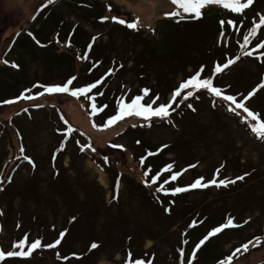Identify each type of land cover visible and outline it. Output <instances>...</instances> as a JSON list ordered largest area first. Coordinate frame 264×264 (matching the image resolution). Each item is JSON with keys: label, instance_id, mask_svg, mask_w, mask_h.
<instances>
[{"label": "rangeland", "instance_id": "obj_1", "mask_svg": "<svg viewBox=\"0 0 264 264\" xmlns=\"http://www.w3.org/2000/svg\"><path fill=\"white\" fill-rule=\"evenodd\" d=\"M87 1L91 9L97 5L100 8L98 11H104L103 22L107 23V26H101L89 18L83 19V16L80 17L77 14V6L73 8L66 4L81 5L84 4V0L60 2L59 0H0V29L3 31L0 34V181L7 180L0 189H6L8 184L11 186L17 184L22 187L25 182L34 181L37 178L39 192L44 195L43 198L41 196L35 198L24 192L23 198L12 200L11 210L0 201V251L5 253L0 264H64L59 261L62 256L61 251L67 249L64 239L77 232V217L81 215L80 220L83 216L82 211L92 210L93 204L102 206L104 210L108 209L99 219L92 222L96 233L101 234V229L109 228L107 225L109 218L120 215V209L114 205V202H110L111 178L101 169L97 161L111 164L119 176H127L134 183L140 184L141 191L161 193L157 191L161 186L158 187L157 184L148 183L146 180L142 171L145 162L138 163L135 160L137 154L133 148L134 142H131L127 136H123L130 126L139 121L143 124L148 121L141 120L137 116H127L111 126L100 127L89 112L91 102H95L101 96L100 89L87 94V98L85 95L76 98L68 94L45 93L37 98L21 99L22 96L36 97L35 94L47 92L46 89L51 86H64L73 77L76 81L74 86H69L70 89L89 86L92 82L87 83V80H93L89 73L92 71L96 75L97 70L102 67L103 70L108 68L102 73L109 74V77L104 79L105 85L111 83L113 88L116 82L113 77L116 78L117 74L114 75L115 69L111 68H115L114 61L120 59V63H125L126 68L122 69L118 83H121V88L124 86L125 97L128 100L126 103H131L133 99L130 96L134 95L135 89L143 88V86L154 89L162 80L158 65L149 67L147 70L140 64V40L143 39L138 37L139 34H142L145 39L149 38L154 46L161 44L163 47L166 41L171 39L170 22L179 23L180 19H197L186 14L182 17L166 15L176 11V6L171 3V0ZM144 4L150 7L148 12L147 8L143 9L147 12L146 14L133 8V5L142 8ZM251 6H253L251 10L245 9L242 15L231 13L217 4L205 6L201 10L204 15L199 25L194 28L193 38L190 41L191 47L196 43V36L202 37L208 33L210 37H207V40H211L213 29L220 30L215 43L221 48L235 44V39L229 36L233 34V31L238 33L240 44L243 45L244 35L250 32L249 28L253 21L259 23V17L264 15V0H254ZM68 7L72 10L71 12ZM113 7L119 16L113 15L111 12ZM62 14L70 28L78 26L88 36L76 31L75 38L82 36L87 43L90 37L96 35L100 37L94 49L92 44L88 46L89 49L92 48L89 54L87 49L82 50L81 46H74L76 39L74 37L69 39V35L63 32L64 29L60 25L61 23L64 26ZM4 18L5 24H3ZM117 20H124L125 23H118ZM230 20L236 25L235 28L227 23ZM221 21L225 22L223 26ZM128 23H137V28H128L126 26ZM108 28L113 30V35L115 33L117 43L113 42L112 37L107 42V36L103 32ZM120 28H125L128 34L123 30L121 32ZM256 35L258 37L253 43L249 42L246 47H241L238 55L240 58L237 59L240 61L235 66L228 69L221 68V72L215 71L216 80L211 78L214 86L220 88L223 94L227 95L228 92L237 94L239 91L249 89L250 84L256 88L264 82L263 77L260 78L264 73V48L258 46L264 43V27H261ZM131 36L134 38L131 39ZM253 37L255 36H250L249 41ZM111 41L113 43H110ZM171 41L179 46L182 45L179 34L173 36ZM221 50H223L222 53H219ZM225 52V49L217 48V54L213 58L214 63ZM18 56L21 57L20 66L13 67L14 59L17 60ZM133 63H135L134 66ZM188 64L195 68L194 60H190ZM163 71L164 74H168L167 69L164 68ZM190 71L191 68L188 69V72ZM21 74L22 85L17 77ZM168 75H170V81L167 85L172 87L174 93L185 73L182 67H177ZM208 76L210 75L207 74L205 78ZM232 82H236L237 86ZM231 84L238 91L231 89ZM138 95H141V92ZM172 95L168 96L167 102ZM156 97H158L157 93L149 98L147 103L155 100L156 106L164 100V94L160 95L158 100L155 99ZM7 101L15 102L9 104ZM237 102L245 103L251 111L263 114L261 118L264 119V88L259 92L257 90L250 99L246 98L242 101L238 99ZM174 104V110L170 112L171 115L167 120L157 118L155 121L160 123L155 125L156 127L153 126L152 130L144 136H147L146 141L150 145H162V148L166 149L176 146L186 155L193 154L199 161L196 169L185 170L180 168L183 163L179 157L173 159L174 154L166 155L170 160H175L172 174L181 170L179 178L182 182L177 185L189 188L188 191L173 195L180 194L177 200L181 203L170 208L163 205L166 201H160L161 198H158L160 205L148 203V208L145 205L146 201L139 200V204L135 198L131 201L127 194L129 190L123 189L122 185L118 187V191L121 192L120 206L124 207L123 210L127 211L126 214L129 217L137 215L143 225L142 233L146 231L152 233L157 228L163 233L169 230L159 242L152 241V236L144 235L146 238L144 242L143 237L144 249L148 250L155 244L154 247L162 252L163 258L156 255L154 260L161 264L164 259L166 260L163 252L174 254L176 246H183L181 251L183 255L180 254L176 260L173 257L167 261L171 264H190L194 250L188 246L191 233H187V230L192 227L196 232L195 229H202V227L191 224L185 217L189 213H194L195 210L200 211L201 205L212 201V205L200 212L209 218L204 227L218 225L217 219L221 217L224 218L223 224L231 219L233 224L239 226L226 228L219 239H216L217 236L210 240V244L203 250L208 255V260H213L215 251L221 250L222 246L225 253H230L231 249L236 251L237 248L248 244L249 239L252 243L249 244L248 254L242 251L236 259H232L231 264H264V139L258 138L251 131L254 122L246 118V113L239 109L234 112L229 111L230 105L227 102L214 97L206 90L194 92L187 100L181 97ZM161 121L165 123L161 124ZM66 131L77 133L79 137H82V140H76V143L80 144L79 149L83 155L76 152L71 156L76 171L69 167L70 158L67 157V154H71L74 149L72 141L68 140L67 144H64V149L58 150L56 148L58 146L53 145ZM56 154H58L57 157ZM28 157H31L33 161L30 162ZM11 158L13 159L9 162ZM62 165L67 169L65 172ZM34 167L36 169H33ZM237 169H240V172H237ZM58 170L62 172V175L56 178ZM241 176L244 177L243 180L237 179ZM194 179L195 181L200 179L202 184H208V187L191 188L190 186L195 182H193ZM213 180H216L217 184L220 181L235 180L236 182L229 183L227 187H217L210 183ZM96 183L102 187L101 191L95 186ZM2 193L0 191V195ZM85 204L89 206V210L86 209ZM159 211L172 214L174 218L166 214V218L157 217L155 213ZM200 213L196 217L202 216ZM194 215L190 219H196ZM41 216L46 219V222L41 219ZM71 216L75 221L73 223L69 218ZM184 219L185 221L179 226ZM80 221L82 222V219ZM50 228L55 229V234L58 231L65 233L64 238L55 248L47 247L60 239L47 233ZM118 232L117 230V235ZM25 237L29 246L39 239L45 252L38 248L30 257H12L14 261H9L7 252L19 251L14 245ZM156 237V235L153 236V238ZM256 244L259 246L256 247ZM235 245H238L237 248H232ZM74 247L76 252H82L83 247L79 242ZM167 255L169 254H165ZM121 258L123 256L120 253L115 257L117 261ZM100 264L111 263L104 256ZM224 264H228V259L224 261Z\"/></svg>", "mask_w": 264, "mask_h": 264}, {"label": "trees", "instance_id": "obj_2", "mask_svg": "<svg viewBox=\"0 0 264 264\" xmlns=\"http://www.w3.org/2000/svg\"><path fill=\"white\" fill-rule=\"evenodd\" d=\"M60 1H62V0H59V2ZM84 1H85L84 4H81V5H76L75 3H73L74 5L68 4V3H66V4H67V6H70L73 8H75V6H77L78 7L77 14L80 15V17L83 16V19L89 18L92 22H96L97 24H99L101 26H104V25L107 26V23L103 22V18H104L103 12L104 11L103 10L98 11L100 8H98L97 5H94L91 9L89 2L87 0H84ZM252 7L253 6L249 7V9L251 10ZM82 8H83V10H82ZM89 9H91V13H89ZM114 9H115V7H113L111 10V12H113V15L119 16L117 14V11ZM71 11L72 10L70 9V12ZM74 12H76V11L74 10ZM90 15L92 17H90ZM203 15H204V13L202 14V16ZM202 16H201V18L194 19V20L193 19L192 20L180 19L179 23L170 22L171 39L167 40L163 47L161 44L159 46H154V44L150 41V39L149 38L145 39L142 36V34H139V36L137 35L138 37H141L143 39V40H140L141 41V44H140L141 53L139 55V61H140L141 66L145 67L148 70L149 67L153 68L155 65H158L159 70H161L160 72L162 73V80H161V83H159V86H156L154 89H152V87H149V86L148 87L143 86V88L140 87L137 90L135 89L134 95L130 96L131 99H134L139 94V92H141V96H143L144 95L143 90L148 89L149 94L147 96H144L142 103H144L145 105L149 104V102L147 103L148 99L153 97V95L157 93L158 97L160 95L164 94V100L162 101V103H159L156 106H158L160 104H167L170 101H172V99H173V95H172L173 89L171 86L167 85L168 81H170V75H168V74L171 71H173L174 69H176L177 67H182L183 72L185 73V76L182 78V80L179 81V85H180L181 83L186 81L188 78H190L192 75L196 74L198 71L201 73L202 78L207 79V78L213 77V80H216L215 77L217 76V74H215V68L217 65L221 66V68H225V67H223V65L226 64L227 61L233 60L234 63H232V65H229L226 68V69H228L230 67L235 66L236 63H238L240 61V60H237V58L238 59L240 58L238 55L241 51V44H240L241 42L239 41L238 33H234V31H233V34H231L229 36H231L235 39V44L229 45L227 47L221 48L217 43H215V39L217 37V34L220 32V30L216 31L215 29H213L211 40H209V41L207 40V37H210V35L208 33H206V36H202V37L196 36L197 37L196 43H194L191 47L190 41L193 38L194 28L199 25L198 23L202 19ZM62 22H64V26L61 23H60V25L64 29L63 32L65 34H68L67 32H69V30L71 31L73 28L72 27L70 28L69 25H67L66 20L63 19V14H62ZM252 26H253V24L250 26L249 29H251ZM67 29H69V30H67ZM120 29H121V32L123 30L124 33L128 34V31H126L125 28H120ZM249 29H248V31H249ZM76 31H80L81 33L84 32L83 34H85V31L79 29L77 26L75 27V30L73 33L76 34ZM104 32L108 35L107 42H109L111 37H112V40L114 43L118 42L117 38H115L116 37L115 33L113 35V30H110L108 28ZM178 34L182 40V45H181L182 47L177 45V44L172 43V41H171L172 37L177 36ZM257 37H258V35H255V37H253L251 39V41H249L250 44L253 43ZM259 37H260V35H259ZM130 38L133 39L134 37L131 36ZM78 40H79V42L76 44H77V46H81L82 50H83V47H85V45H86V43H84V41H83L84 37H79ZM113 42L111 41L110 43H113ZM186 46H187V48H186ZM98 47H99V45H98ZM124 48H126V47L124 46ZM217 48L225 49L226 52L224 54H221V58H219L218 61H215V63H216L215 64L213 58L217 54ZM222 51L223 50H221L219 53H222ZM190 60L195 61V68H192L188 64L190 62ZM235 60H237V62H235ZM120 61H121L120 59H116V62L114 61L115 68H111V69H115L114 75L117 74L116 78L113 77V79L116 80V82L114 84L115 86H113V88H111V85H112L111 83H109L108 85H105L106 83L104 82V79H107V77H109V74L103 75L102 73H104L108 68L103 70L104 68L102 67L100 70H97L96 75H95V73H92V71L89 73L92 75L93 80H87V83L92 82L94 84L95 82H97L98 86L96 87L95 90H97L99 88L100 89V95H101L98 100H96L95 102H91V104H93V103L96 104L98 111L96 113H92L91 109H89V112L92 114L93 119L95 120V122L98 125H100V127H104L103 125L109 126L107 124V121L111 117H113L114 115L118 114L120 103L121 102L126 103L128 101L127 98L125 97L126 92L124 91V88H123L124 86L121 88V83H118V77L121 76V71H123L122 69L125 70V68H126L125 63H120ZM134 65H135V63H133V66ZM133 66H131V68ZM164 68L167 69V71H168L167 75L168 76L163 73ZM189 68H191L190 72H188ZM3 73H4V70H3ZM207 74H209L210 76L205 78V76ZM17 77L20 80V76H17ZM261 77H263V79H264V73L261 74L260 78ZM260 81H261V79H260ZM232 83L237 86L236 82H232ZM263 83L264 82H262L260 84H263ZM20 84L22 85L21 81H20ZM233 84H231V89L236 90L233 87ZM215 85H217L216 82H215ZM254 87L255 86L250 84L249 89H247L246 91L242 90V91H239L237 94H232V93L228 92L227 95H232L237 100L238 99L239 100L241 99V101L246 100V98L249 96V93L253 92L254 89H256V91L258 90V92L262 90V88L259 89V85L256 88H254ZM189 90L190 89L184 90L181 93L180 97H176V100L183 97V95ZM236 91H238V90H236ZM170 94L172 95V97L167 102L168 96ZM210 98H212V97H210ZM174 105L175 104L173 103L172 108L169 110L170 112H172L174 110ZM152 106L156 107L154 104H152ZM262 115L263 114H261L260 116H262ZM138 118H141V117H138ZM142 119L143 118H141V120ZM155 120H157V118L154 117L151 121H148V123H145V124L140 123V121H139L136 124H134L133 126H130L123 136L124 137L127 136L131 140V142H134L133 148L137 154V157L134 156L135 160L138 163H141L140 162L141 160L143 161V163L145 162L144 166H142V171H144V176L146 177V180L148 181V183H152L153 177L158 176L159 179L156 181L155 184H157L158 187L161 186V188H163L165 192L162 193V191H161V193H152L151 191H149L147 189L146 190L148 192H145V191L143 192L140 189V187H141L140 184H138L136 182L134 183L127 176L126 177L119 176L118 172L116 171V169L111 164L103 163L102 161H97V164L101 167V169L105 173L110 175V178H111L110 179V183H111V189L110 190H111V194H112L110 202H112V203L114 202V205L117 206L118 209H120V215L118 214L116 216L113 215L112 217H110L109 222L107 224V225H109V228L107 230L103 228V229H101L102 233L97 234L96 229L93 226L92 222L99 219V217L102 215V213L104 214V212L108 211V209L104 210L102 206H99L98 204H93L92 210H89L90 209L89 206L87 204H85L86 209L89 211H86V210L82 211L83 216L81 219H82L83 223L80 221L81 219L79 220V217L81 215L78 216L77 221H76L77 232H75V234L72 233V235L70 237H67L64 239V241H66L65 243L67 244V249H64L61 251L62 256H60V259H59L60 262H64V264H100L103 257L106 256V260L108 262H110L111 264H120V263L121 264H127L128 255L126 253H129V252H131V254H132L133 262L137 259H140V260L145 261V264H158L154 260V259H156L155 258L156 255H158L160 258H163L161 256L162 252H160L158 249H156L154 247L155 244H153L152 247L149 248L148 250L144 249L143 237H144V235H147L150 237L152 236V239H153L152 241L159 242L162 237H164L166 234H168L167 232H169V230L167 229L166 233H163L161 230H159L157 228L152 233H150L149 231L142 233L143 229L141 227L143 225H142V222L139 221L137 215H133L132 216L133 218L129 217L128 214H126L127 211L125 212L123 210L124 207L122 208L120 206V204H121V192L118 191V187H119V185H122L123 189L127 188V190H129V191H127L128 198H130L131 201H132V198H135L136 200H138V204H139V200L141 202L146 201L145 202L146 206L148 203H150L151 205H153V203L159 204L158 198H161L160 201H162V200L166 201V204H163V205L171 208L175 204L181 203L180 200H177V199H179L178 197H180V194L177 196H173L171 193L177 187L184 188L181 185H177L178 183L182 182L181 179L179 178V176H180L179 172L181 171L180 169H179L180 171L174 173V174H178V178L175 181L171 180V176L173 175L172 174L173 173L172 169L174 166L173 164L175 163L174 162L175 160L173 161V159H175V157L176 158L179 157L181 160V163H183V166H181L180 168L185 169V170L196 169V167H198V165H199L198 164L199 161L195 159L193 154L186 155L184 152H182L176 146H174L171 149H166L164 147L162 148V145L155 146V145H150L149 143H147V141H146L147 136L146 135L144 136V134L149 132L150 130H152L153 126H155V125L157 126L160 123V122L155 121ZM166 120H167V118L164 121H166ZM164 121H161V124L165 123ZM63 135H64V138H63ZM63 135H61L62 137H58L59 140L57 142H54L53 145L58 146V147H56L58 150L60 148L64 149L65 148L64 144H67L68 140L72 141V144L74 145V149L71 152V154H67V157L70 158L69 167L71 166V168L74 171H76L75 166H74L73 161H72L73 157H71V156L73 154H76V152L79 154L80 149H79V145L76 143V140L81 141L82 137L81 136L79 137V135L77 133H72L69 131H66ZM167 148H169V146ZM149 153H152V155H149ZM168 153L174 154V158L170 160L168 157H166V155ZM19 154L21 155V153H19ZM57 155L58 154H56V157H57ZM12 159L13 158H11L9 160V162ZM28 160L31 161L32 160L31 157H28ZM62 161H63V158H62ZM176 164H178V163L176 162ZM169 165L172 166L171 171L170 172H164L163 169ZM61 167H63V165ZM33 169H36V168L34 167ZM60 170L57 171L56 178H58V176L60 177L62 175V172ZM66 170L67 169L64 168V172ZM237 172H240V169H237ZM6 181L7 180L0 181V186L3 185V183H5ZM194 181H195V179L193 180V182ZM38 183H39V179L36 178L34 181L29 180V181L25 182V184L22 187H19L17 184H12V186L14 185L12 187L11 184H8V187L6 189H0V191L3 192L0 195L1 196L0 201L4 202L5 205L11 210L12 209V206H11L12 200L14 198H23L25 193L31 194L35 198H39L40 196L43 198L44 195H42V192H39L40 187H39ZM50 186H51V184H50ZM95 186L98 187L101 191L102 187L98 183H96ZM66 189H68V187H66ZM193 189H196V188H193ZM193 189H191V190H193ZM59 192H62V190H59ZM130 200H129V202L131 203ZM110 202H109V204H110ZM109 204H107V205L109 206ZM210 205H212V201L206 202L204 205H201L200 211L195 210V212H197L196 215H194L195 214V212H194V213H189L185 217V219L189 220L188 222H190L191 224H196V225L202 227V229H195L196 232L194 231V228H192V227H190L187 230V233H191L189 240H188V246L191 247V250L195 251V259H192L190 264H220L221 261H226L227 258L230 256H232V259H236L238 257V255H240V253H236V255L233 256V253H235V251L233 249L230 250V253H225V251H223V246H222L221 250L217 249L215 251V253L213 255V260H211V261L208 260L209 257L206 254V252H204L203 250H205V248L210 244V240H212V238L218 236L216 239H219L222 232H220L217 235L209 238L203 245H201L199 247V250H196L197 246L200 245V241L204 240L205 237L208 236V234L213 229L223 225L222 222H223L224 218L221 217V218L217 219L218 225H215V226L211 225V226L204 227V225H206V222L209 220V218L206 216H203L202 213H200V212L202 210H204L207 206L209 207ZM147 207L149 208V206H147ZM162 207H164V206H162ZM164 208H166V207H164ZM109 210H110V208H109ZM199 213L202 216L196 217L197 214H199ZM151 214L153 217V213H151ZM155 214L157 217H161V218H166L167 217L166 215H168V216L172 215V214L163 213L162 211H159L158 213H155ZM182 214H184V212ZM77 215H79V214H77ZM193 215L195 216L196 219H190ZM36 216L38 217L39 215L37 214ZM69 218L72 220L71 221L72 223L75 222L72 219V216ZM170 218H174V216H171ZM41 219L44 222H46V219L43 218L42 216H41ZM154 219L156 220L155 217H154ZM185 219L179 223V226L185 221ZM152 221H153V219H152ZM85 227H87L86 230H85ZM41 228H43V227H41ZM52 229L53 228H50V230H47V233L55 235L56 238L57 237L60 238V234L62 232L58 231L55 234V229H53V230ZM117 230L119 231L118 235H117ZM199 230H201L202 232L199 233L198 232ZM155 235L157 237L153 238V236H155ZM63 238H64V236H63ZM145 241H146V238L144 237V242ZM78 242L83 247L81 253L76 252V249L74 247V245ZM249 242H251V240L248 239V244H249ZM93 243L98 245V247H96L95 249H92L91 245ZM237 246L238 245H235L232 248H234V247L237 248ZM40 249H41V251L45 252L42 247H40ZM182 249H183V246H176L174 254H172L171 252L170 253L163 252V255L166 258V260L165 259H164V261L162 260L163 262L161 264H171L167 260L173 259V257L176 260L180 256ZM127 250H130V251H127ZM25 251H27V247H25ZM247 252H249V250ZM247 252L245 253L246 255L248 254ZM119 253L122 254L123 258H121L119 261H117L115 259V257ZM165 254H169V255L165 256ZM18 258H21V257H18ZM8 260L14 261L12 257H8ZM6 262H8V261H6Z\"/></svg>", "mask_w": 264, "mask_h": 264}, {"label": "snow or ice", "instance_id": "obj_3", "mask_svg": "<svg viewBox=\"0 0 264 264\" xmlns=\"http://www.w3.org/2000/svg\"><path fill=\"white\" fill-rule=\"evenodd\" d=\"M254 0H245V2H242V0H171V3L176 6V11H173L171 13H168L169 17H182L183 15L192 16L194 18H201L202 12L201 10L210 4H217L222 6L224 9L230 11L231 13L242 15L245 11V9H248L252 4ZM118 23L124 24V20H117ZM225 22L221 21V25L223 26ZM228 24L232 25L233 28L236 27V25L230 20L227 22ZM130 29H136L137 23H128L126 25ZM264 27V15H261L259 17V23H256L253 21V27L251 28L250 32L248 34L244 35V43L241 45V47H246L249 44L250 36H255L258 32V30ZM259 48H264V43L259 44ZM246 55H251V53H246ZM238 59V58H237ZM234 63L233 60H229L226 64L223 65V67L227 68L230 64ZM13 67H17L16 65H12ZM221 66L217 65L215 68V71L217 73L221 72ZM75 79V77L68 80V82L64 86H51L46 89L48 94H68L72 97L79 98L81 95H85L87 98V94L91 92L92 89L97 87V84H91L86 87H80L77 89H70V85L72 84V81ZM259 88H264V84L259 85ZM191 89L192 91H188L184 96L183 99L187 100L190 96L194 94L196 91L200 90H206L208 93L212 94L214 97L220 98L222 101L227 102L229 106V111H236V110H242L244 113L247 114L246 118H250L251 121L254 123L252 124L251 131L260 139H264V119L261 118L259 113H255L251 111L249 108L245 106V103L237 102V99L232 95H226L223 94L221 89L214 86L213 80L211 78L204 79L201 77V73L198 71L196 74L192 75L190 78H188L186 81L181 83L179 87L174 91L173 93V99L167 104H160L156 107H153L152 104L155 103V100H153L151 103L145 105L142 103L144 96H147L149 94L148 89H144V95H137L131 103H124L121 102L119 106L118 114L111 117L107 124L109 126L113 125L115 122H118L120 120H123L127 116H137L141 117L146 121H151L154 117L159 118L161 120L168 118L171 113L170 109L172 108V104L175 103L176 97H180L181 93L184 90ZM256 89L253 90V92L249 93V96L247 99H250L252 95L255 94ZM102 94V93H101ZM21 99H33V97L30 96H22ZM156 100L159 99V97L155 98ZM15 101H7V103L11 104ZM234 106V107H233ZM190 107V105H189ZM92 113H96L98 111V108L95 103L91 106ZM149 155H152V153H149ZM31 162V161H30ZM143 163V161H141ZM171 165L166 166L163 171L164 172H170L171 171ZM178 178V174H173L171 176V180L175 181ZM159 179L158 176L153 177L152 183H156V181ZM237 179L243 180L244 177H238ZM235 180L232 181H220L219 184H217L216 180L211 181V184L216 185L217 187L224 186L227 187L229 183H235ZM191 188H199V187H208V184H202V181L200 179L196 180L191 186ZM189 188H180L177 187L175 190L171 193L172 195H175L177 193L188 191ZM157 191H164L163 188H158ZM167 194V193H166ZM239 225L233 224L232 220L229 219L227 223L221 225L220 227H217L213 229L208 236L205 237L204 240L200 241V245L197 246L196 250H199V247L203 245L209 238L217 235L218 233L222 232L226 228L230 227H238ZM65 233L60 234V239H58L54 244H49L47 247L49 248H55L57 247L61 240L63 239V236ZM259 240V238H257ZM252 242H249L251 244ZM249 244H244L241 248H237L235 253H233V256L236 255V253H241L242 251L246 253L249 250ZM27 246V251H25V247ZM256 247L259 246V244L255 245ZM14 247L16 249H19V251H9L7 252L8 257H21V258H27L30 257L36 249L41 247V241L37 239L35 242L31 243L30 246L28 245L27 237H25L23 240H21L19 243L15 244ZM98 247L95 243L91 245L92 249H95ZM183 255V253H181ZM5 257V253L3 251H0V260H3ZM192 259H195V251L192 254ZM228 264H231L232 256L228 257ZM127 264H145V261L137 259L133 262L132 260V254L131 252L128 253V260ZM220 264H224V261H221Z\"/></svg>", "mask_w": 264, "mask_h": 264}, {"label": "bare ground", "instance_id": "obj_4", "mask_svg": "<svg viewBox=\"0 0 264 264\" xmlns=\"http://www.w3.org/2000/svg\"><path fill=\"white\" fill-rule=\"evenodd\" d=\"M134 1V0H133ZM133 8L134 9H136V10H140V12L142 13V14H146L149 10H150V7L147 5V4H144V6L141 8H139V6L138 5H133ZM144 8H147L148 10H147V12H144L143 11V9ZM82 117H84V115L82 116ZM80 121H82L81 119H80Z\"/></svg>", "mask_w": 264, "mask_h": 264}, {"label": "crops", "instance_id": "obj_5", "mask_svg": "<svg viewBox=\"0 0 264 264\" xmlns=\"http://www.w3.org/2000/svg\"><path fill=\"white\" fill-rule=\"evenodd\" d=\"M19 62H21V57L18 56L17 60H15V65H17V66L19 65L20 66ZM20 70H18V71H20ZM17 76H20V81H22V74L21 75H17Z\"/></svg>", "mask_w": 264, "mask_h": 264}, {"label": "flooded vegetation", "instance_id": "obj_6", "mask_svg": "<svg viewBox=\"0 0 264 264\" xmlns=\"http://www.w3.org/2000/svg\"><path fill=\"white\" fill-rule=\"evenodd\" d=\"M4 24V23H3ZM3 33V31L0 29V34H2Z\"/></svg>", "mask_w": 264, "mask_h": 264}]
</instances>
